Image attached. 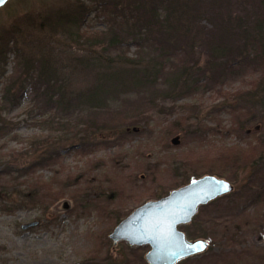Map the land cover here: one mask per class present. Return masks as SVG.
Returning <instances> with one entry per match:
<instances>
[{
    "label": "rangeland",
    "instance_id": "obj_1",
    "mask_svg": "<svg viewBox=\"0 0 264 264\" xmlns=\"http://www.w3.org/2000/svg\"><path fill=\"white\" fill-rule=\"evenodd\" d=\"M79 1L91 8L82 30H106L108 23L96 7L95 0H11L0 7V34L6 36L7 30L16 31L13 50L8 54L7 63L0 66V104H3V114L11 126L0 139V171L6 166L24 168L44 154L43 149H38L30 154L10 157L13 152L28 151L30 140L32 142L34 138L47 136L52 126L56 125L42 122L46 115L39 114L38 109L32 110L40 104L35 99L32 87L25 90L16 104L2 96L12 80L17 79L18 84L21 82L19 76L26 55L37 57L43 53L45 56L60 57V44L65 39L60 32L52 30L54 22L49 20L53 21L60 10L74 9ZM242 1L257 4L260 0H222L216 8L229 14L237 10ZM137 52V46L131 44L129 55L134 56ZM202 62L203 59L197 69L203 67ZM63 64L65 73L71 76L68 89L77 91L92 84L91 71L72 72L73 67L65 57ZM258 71L251 66L239 68L227 74L223 82L200 86L178 97L175 94L174 97L160 98L156 106L147 104L145 94H133L122 95L111 102V108L106 113L98 111L92 114L88 109L75 111L72 114L74 123L89 117V120L103 123V127L100 126V131L91 135L80 132L77 137L70 133L68 139L57 142L55 146L62 150L61 157L59 155L58 160L49 165L0 178V264H84L91 255L100 256L105 260L102 264H109L112 258L120 260L129 255L126 245L130 246L136 264L139 257L149 264L145 257L149 245H145L149 246L145 249L129 245L126 241H113L110 234L116 225L112 220L114 218L110 217L118 214L124 218L146 201L159 199L173 189L188 184V173L201 172L202 176L211 174L204 170L212 166L224 167L225 174L232 175L233 167L228 157L239 154L247 159V155L253 151L248 146L257 143L260 133L251 130L242 136L234 129L228 130L231 128V114L224 105L231 100L227 101L226 93L247 88L248 83L259 75ZM150 93H153L152 90L145 96ZM172 106L174 109H171ZM114 110H120L123 114L113 119L111 113ZM183 110H188L189 115L194 112L199 118L190 121L196 132L166 129L178 114H183ZM122 121L123 126L105 128L106 124ZM200 123L205 129L197 128ZM83 126L81 123V128ZM208 127L212 130H208ZM82 140L85 141L83 147ZM229 148L235 150L230 151ZM249 171L248 168L236 171V180L230 179L233 188L227 194L239 190L246 182ZM33 183L45 184L43 189L46 193L52 191L54 198L47 195L42 203L13 210L12 205L20 202L15 191ZM99 184L101 186L97 187ZM74 196H78L77 200ZM228 209L227 200H224L217 207L210 205L206 210L211 214L214 210L226 212ZM202 210L205 218L210 217L204 208ZM237 219L248 229L242 238L239 237L240 243H235V251L225 252V258L215 263L216 256L212 262L202 264H264V203L249 202L245 214H237L232 222ZM37 220H40V224L36 226L28 229L22 227ZM181 226L180 229L184 230ZM230 244L225 240L221 247L229 249ZM212 245L213 251L218 253L220 246ZM240 248L243 250L239 253ZM200 262L194 260L189 264Z\"/></svg>",
    "mask_w": 264,
    "mask_h": 264
},
{
    "label": "trees",
    "instance_id": "obj_2",
    "mask_svg": "<svg viewBox=\"0 0 264 264\" xmlns=\"http://www.w3.org/2000/svg\"><path fill=\"white\" fill-rule=\"evenodd\" d=\"M95 2L108 23L106 30L97 32L82 30V25L91 12V8L85 2H77L74 9L60 10L53 21L49 20L51 23L54 22L55 27L51 25L52 30L60 32L65 39L60 44V57L45 56L43 53L37 57L26 55L19 76L21 82L18 84L17 79H14L5 88L2 98L16 104L25 90L32 87L35 99L40 102L32 110L38 109L39 114L46 115L42 122L56 125L52 126L47 136L34 138L32 142L30 140L28 151L13 152L10 157L30 154L38 149H43L44 154L24 168L14 169L12 166H6L0 171V178L15 172L22 174L34 170L37 166L55 162L59 155L61 157L62 151L55 144L68 139L70 133L79 137L80 132L91 135L100 131L98 129L100 126L103 127V123H96L94 119L89 120V117L74 123L72 114L77 110L88 109L92 114H97L98 111L106 113L111 108V102L118 100L120 96L133 94L143 96L149 90L153 93L149 96L144 95L145 101L156 106L159 105L156 102L160 98L174 97L175 94L178 97L200 86L207 87L212 83L223 82L227 74L251 66L259 70V75L248 83L247 88L227 92V101H231L226 102L228 106L224 107L231 114L229 126L231 128L228 130L234 129L242 136L254 130L253 133H260L257 143L248 146L253 151L247 155V159L239 154L228 157L233 167L232 175H226L224 167L210 166L204 170L205 173L217 174L230 181L236 180L237 170L248 168L250 169L248 178L237 192L226 194L201 206L191 224L181 226L189 238H205L210 244L205 252L188 257L178 264H189L194 260L201 261L200 264L212 262L214 256L217 257L214 263L216 260H222L225 258V252L235 251V243H240L239 237L242 238L248 229L246 224L242 225L243 222L238 219L232 222V218L239 213L241 216L244 215L249 202L264 203V0L257 4L242 1L241 5L238 4V9L229 14L216 8L222 0H95ZM15 33L16 31L7 30L6 36L0 34V66L7 63L8 54L13 50L12 43L16 42ZM131 44L138 48L134 56L129 55ZM63 57L72 65V72L79 73L84 70L92 72L93 82L88 88L77 91L68 89L71 76L65 73ZM202 59L203 67L199 70L197 66H200ZM164 85L168 88H162ZM160 92L163 93L159 95ZM3 110L4 106L0 104V139L11 129ZM194 110L195 107L192 111ZM187 111L183 110V114H178L166 129L193 133L194 124L190 121L199 118L193 114L194 112L189 115ZM59 113L68 116H60ZM111 114L114 119L123 112L114 110ZM81 123L84 124L83 128ZM123 123L124 121L106 124L105 128L120 127ZM198 127L205 129L201 123ZM208 130L212 128L208 127ZM81 143L83 147L85 141L82 140ZM200 176L201 172L191 175L188 173L187 182ZM44 185L33 183L25 189L19 188L15 191L20 202L12 205L13 210L42 203L47 195L54 198L52 191L46 193ZM99 186L101 185L97 187ZM77 198L78 196H74L75 200ZM224 200H227L229 205L226 212H215V209V213L210 214V211L206 210L210 205L217 207L220 201ZM48 207L49 203L46 209ZM203 208L210 217L205 218ZM218 209L220 210V207ZM110 218H114L112 220L115 225L123 219L118 214ZM225 240L231 243L228 245L229 249L221 247ZM212 243L220 246L218 253L213 251ZM147 247L149 246H138L145 249ZM125 248L129 255L120 260L112 258L113 261L109 264H136L130 246L126 245ZM242 250L240 248L239 253ZM137 260L138 264H147L143 257ZM102 261L105 260L100 256L91 255L84 264H102Z\"/></svg>",
    "mask_w": 264,
    "mask_h": 264
},
{
    "label": "water",
    "instance_id": "obj_3",
    "mask_svg": "<svg viewBox=\"0 0 264 264\" xmlns=\"http://www.w3.org/2000/svg\"><path fill=\"white\" fill-rule=\"evenodd\" d=\"M9 1L4 0L0 7ZM225 184L227 190H221ZM232 188L229 180L205 174L173 189L166 196L136 207L120 221L110 237L114 242L126 241L133 246L149 245L150 249L145 256L149 264H177L187 257L204 252L208 246L205 239L191 240L180 226L191 222L202 205L227 194ZM38 223L32 221L22 227L28 229ZM200 242H203V248L193 250L191 245L195 244L199 248Z\"/></svg>",
    "mask_w": 264,
    "mask_h": 264
},
{
    "label": "snow or ice",
    "instance_id": "obj_4",
    "mask_svg": "<svg viewBox=\"0 0 264 264\" xmlns=\"http://www.w3.org/2000/svg\"><path fill=\"white\" fill-rule=\"evenodd\" d=\"M3 2H4V0H0V3H3ZM221 190H227V185L226 184L222 185ZM191 247L193 250H199L200 248H203V242H200L199 248H197V246L195 244L191 245Z\"/></svg>",
    "mask_w": 264,
    "mask_h": 264
},
{
    "label": "flooded vegetation",
    "instance_id": "obj_5",
    "mask_svg": "<svg viewBox=\"0 0 264 264\" xmlns=\"http://www.w3.org/2000/svg\"><path fill=\"white\" fill-rule=\"evenodd\" d=\"M39 223L38 224H40V220H37Z\"/></svg>",
    "mask_w": 264,
    "mask_h": 264
}]
</instances>
